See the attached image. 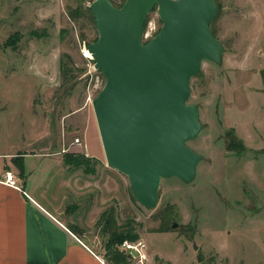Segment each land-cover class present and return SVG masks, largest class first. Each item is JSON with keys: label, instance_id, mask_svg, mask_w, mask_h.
Masks as SVG:
<instances>
[{"label": "rangeland", "instance_id": "rangeland-1", "mask_svg": "<svg viewBox=\"0 0 264 264\" xmlns=\"http://www.w3.org/2000/svg\"><path fill=\"white\" fill-rule=\"evenodd\" d=\"M92 1L0 0V150L29 143L22 151L62 158L70 176L57 191L60 219L107 259L111 248L128 258L122 242L141 239L165 257L157 264H264V0H216L211 29L224 52L202 60L188 101L203 127L188 144L203 158L192 182L163 179L152 209L106 160L93 106L106 76L88 54L98 38ZM145 23L147 42L163 25L157 6ZM126 223L138 238L117 244Z\"/></svg>", "mask_w": 264, "mask_h": 264}, {"label": "water", "instance_id": "water-1", "mask_svg": "<svg viewBox=\"0 0 264 264\" xmlns=\"http://www.w3.org/2000/svg\"><path fill=\"white\" fill-rule=\"evenodd\" d=\"M155 6L163 25L144 42L146 17ZM89 8L98 38L88 51L106 76L93 99L106 160L128 176L136 200L152 209L162 180L192 182L203 158L188 144L203 130L198 106L188 102L190 81L202 60L221 62L224 46L211 29L219 5L126 0L117 6L94 0Z\"/></svg>", "mask_w": 264, "mask_h": 264}, {"label": "crops", "instance_id": "crops-1", "mask_svg": "<svg viewBox=\"0 0 264 264\" xmlns=\"http://www.w3.org/2000/svg\"><path fill=\"white\" fill-rule=\"evenodd\" d=\"M27 144L16 151L0 150V264H111L60 219L64 197L57 191L70 176L62 158L22 151ZM7 170L16 174V186L5 181ZM47 182L50 192L44 193ZM147 257L149 264L165 258L148 249Z\"/></svg>", "mask_w": 264, "mask_h": 264}, {"label": "built area", "instance_id": "built-area-1", "mask_svg": "<svg viewBox=\"0 0 264 264\" xmlns=\"http://www.w3.org/2000/svg\"><path fill=\"white\" fill-rule=\"evenodd\" d=\"M5 181L12 186H16L18 184V178L16 174L11 170L6 171ZM121 245H124L128 248V252H130V254H128V258L130 259V262L132 264H148L145 241L141 239H138V241H130L128 239H125Z\"/></svg>", "mask_w": 264, "mask_h": 264}, {"label": "trees", "instance_id": "trees-1", "mask_svg": "<svg viewBox=\"0 0 264 264\" xmlns=\"http://www.w3.org/2000/svg\"><path fill=\"white\" fill-rule=\"evenodd\" d=\"M76 162H78V166H81L84 161L82 159H78L76 160ZM127 224V223H126ZM128 226V227H127ZM125 230L123 231V233H114V241L118 244L119 242H122L126 237L127 238H130V239H137L138 238V235L134 232V228L127 224L125 226ZM133 232V233H132ZM112 242V241H111ZM109 251V258L108 260L109 261H113L111 264H127L128 262V258H127V254L122 251L121 249H117V248H111V249H108ZM201 259L203 258V256L200 254L199 256Z\"/></svg>", "mask_w": 264, "mask_h": 264}, {"label": "bare ground", "instance_id": "bare-ground-1", "mask_svg": "<svg viewBox=\"0 0 264 264\" xmlns=\"http://www.w3.org/2000/svg\"><path fill=\"white\" fill-rule=\"evenodd\" d=\"M88 54H90V53H88Z\"/></svg>", "mask_w": 264, "mask_h": 264}]
</instances>
